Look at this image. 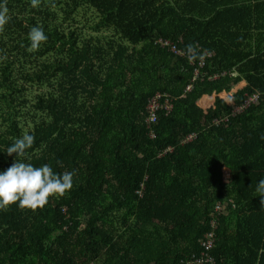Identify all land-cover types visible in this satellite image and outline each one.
<instances>
[{
	"label": "trees",
	"instance_id": "1",
	"mask_svg": "<svg viewBox=\"0 0 264 264\" xmlns=\"http://www.w3.org/2000/svg\"><path fill=\"white\" fill-rule=\"evenodd\" d=\"M6 6L0 172L17 160L75 174L42 209L0 210V264H264L255 196L264 179V0ZM34 26L48 39L29 51ZM88 26L114 37L84 39ZM242 82L232 102L220 97ZM158 96L166 108L149 120ZM25 133L33 146L9 156Z\"/></svg>",
	"mask_w": 264,
	"mask_h": 264
},
{
	"label": "clouds",
	"instance_id": "2",
	"mask_svg": "<svg viewBox=\"0 0 264 264\" xmlns=\"http://www.w3.org/2000/svg\"><path fill=\"white\" fill-rule=\"evenodd\" d=\"M39 6V0H31V7ZM8 8L6 0L0 4V30L8 22ZM31 41L29 51L39 50L42 43L48 37L42 27L34 26L28 33ZM196 46L187 45L188 59L191 62L195 58ZM35 142V137L25 133L21 138L6 149V153L11 156L24 157L26 150L31 148ZM74 172L65 171L57 174L48 165L35 167L31 163L15 162L3 172H0V210H8L13 204L19 203L21 209H31L33 211L45 207L50 197L61 198L73 188ZM255 196H259L260 206L264 208V179L258 182L255 189Z\"/></svg>",
	"mask_w": 264,
	"mask_h": 264
},
{
	"label": "rangeland",
	"instance_id": "3",
	"mask_svg": "<svg viewBox=\"0 0 264 264\" xmlns=\"http://www.w3.org/2000/svg\"><path fill=\"white\" fill-rule=\"evenodd\" d=\"M83 15H81L82 17ZM86 22V16H84V18L82 19V23H85ZM91 26H88L87 27V31L85 33V35L83 36L84 39H96L99 37L103 43L105 44H108L109 41L111 40V38L114 37V31H103V32H100V33H96V32H93L90 30ZM119 36H115V39H118ZM120 39V38H119ZM246 87V83L245 82H242L240 83L238 86H236L229 94L228 93H223L220 97L224 98L228 103L229 102H232V97L235 96L236 94H239L240 91H242L244 88ZM215 98L216 96L214 95L213 97L211 98H203V99H200L199 101V105L203 108V109H206L208 106H210L211 104L214 103L215 101ZM225 178L227 180H234L235 178V175H229L225 173H223ZM229 175V176H228Z\"/></svg>",
	"mask_w": 264,
	"mask_h": 264
},
{
	"label": "built area",
	"instance_id": "4",
	"mask_svg": "<svg viewBox=\"0 0 264 264\" xmlns=\"http://www.w3.org/2000/svg\"><path fill=\"white\" fill-rule=\"evenodd\" d=\"M163 45L164 46H168V43H163ZM174 50L175 51H178V49L176 48V47H174ZM162 99H163V96H158L157 98H154L152 101H151V103H149L148 104V111H149V113H150V117H149V120L151 119V120H154L155 119V116H157V112L159 111V109H162V108H166V106L165 105H161L160 103H161V101H162ZM253 101L254 102H257L258 101V98L257 97H255L254 99H253ZM170 102L169 101H167V104H169ZM194 137V135H190V137H189V140L191 139V138H193ZM216 210L217 211H223L224 210V207L223 206H217V208H216ZM212 226L215 228L216 227V222L215 221H213L212 222ZM212 238V234L211 235H209V239H211ZM210 244V243H209ZM199 263H203V261H198Z\"/></svg>",
	"mask_w": 264,
	"mask_h": 264
},
{
	"label": "crops",
	"instance_id": "5",
	"mask_svg": "<svg viewBox=\"0 0 264 264\" xmlns=\"http://www.w3.org/2000/svg\"><path fill=\"white\" fill-rule=\"evenodd\" d=\"M225 169H227V168H225ZM229 176V175H228Z\"/></svg>",
	"mask_w": 264,
	"mask_h": 264
}]
</instances>
